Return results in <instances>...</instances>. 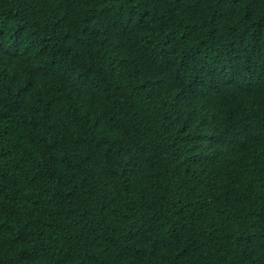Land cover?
<instances>
[{
  "label": "trees",
  "instance_id": "16d2710c",
  "mask_svg": "<svg viewBox=\"0 0 264 264\" xmlns=\"http://www.w3.org/2000/svg\"><path fill=\"white\" fill-rule=\"evenodd\" d=\"M0 264H264V0H0Z\"/></svg>",
  "mask_w": 264,
  "mask_h": 264
}]
</instances>
